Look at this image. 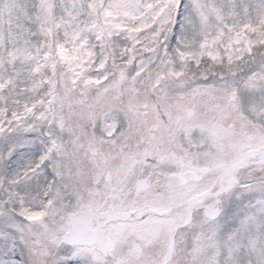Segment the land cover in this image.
<instances>
[{
  "label": "snow or ice",
  "instance_id": "snow-or-ice-1",
  "mask_svg": "<svg viewBox=\"0 0 264 264\" xmlns=\"http://www.w3.org/2000/svg\"><path fill=\"white\" fill-rule=\"evenodd\" d=\"M0 264H264V0H0Z\"/></svg>",
  "mask_w": 264,
  "mask_h": 264
}]
</instances>
